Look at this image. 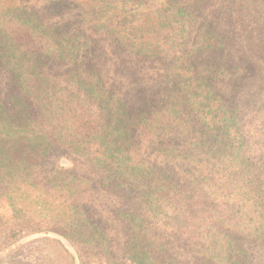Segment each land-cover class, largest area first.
<instances>
[{
  "label": "trees",
  "instance_id": "16d2710c",
  "mask_svg": "<svg viewBox=\"0 0 264 264\" xmlns=\"http://www.w3.org/2000/svg\"><path fill=\"white\" fill-rule=\"evenodd\" d=\"M0 199L54 264H264V0H0Z\"/></svg>",
  "mask_w": 264,
  "mask_h": 264
},
{
  "label": "rangeland",
  "instance_id": "374dc122",
  "mask_svg": "<svg viewBox=\"0 0 264 264\" xmlns=\"http://www.w3.org/2000/svg\"><path fill=\"white\" fill-rule=\"evenodd\" d=\"M7 214L8 209L0 199V217ZM43 237L16 228L0 229V264H54L55 249L47 245Z\"/></svg>",
  "mask_w": 264,
  "mask_h": 264
}]
</instances>
